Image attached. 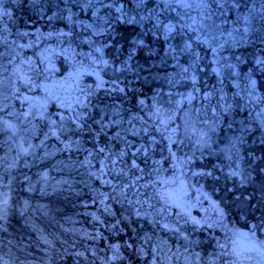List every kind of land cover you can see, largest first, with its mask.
Returning a JSON list of instances; mask_svg holds the SVG:
<instances>
[{
  "label": "trees",
  "instance_id": "trees-1",
  "mask_svg": "<svg viewBox=\"0 0 264 264\" xmlns=\"http://www.w3.org/2000/svg\"><path fill=\"white\" fill-rule=\"evenodd\" d=\"M1 6L7 14L0 18V72L18 74V83L33 73L36 82L53 76L45 93L61 98L37 120L34 157H18L1 125L0 187L12 204L1 220V264H161L163 250L195 239L169 229L187 228L177 207L189 218L191 204L201 202L195 189L185 194L183 179L194 188L205 179L217 206L201 200L220 208L236 231L252 224L264 230V0H2ZM52 47L55 54L42 64L39 53ZM157 105L171 119L168 132L194 105L193 118L212 129L206 145L214 153L223 147L224 160L184 154L191 141L182 136L178 172L166 174L172 161L166 144L157 149L165 153L161 169L133 167L137 148L128 144L137 137L120 130L118 118L133 115L145 134L159 124ZM77 114L82 118L74 122ZM116 159L124 176L110 165ZM173 172L182 187L165 193L156 182ZM192 239L193 250L225 261L216 239L198 245ZM177 256L180 262L192 254L179 249Z\"/></svg>",
  "mask_w": 264,
  "mask_h": 264
},
{
  "label": "rangeland",
  "instance_id": "rangeland-1",
  "mask_svg": "<svg viewBox=\"0 0 264 264\" xmlns=\"http://www.w3.org/2000/svg\"><path fill=\"white\" fill-rule=\"evenodd\" d=\"M0 9H2L1 4H0ZM1 16L2 15H0V18ZM244 21L245 20L243 19L242 22ZM55 51L56 49L54 47H52V51L50 50L43 52L41 51L39 53L41 63L45 64L46 61L50 60L51 56L55 54ZM48 52H51V54ZM31 63L34 64L33 61ZM31 70L32 68L26 69L28 75H29V71ZM17 76L18 74H14L12 72L5 74L4 70H1L0 72V128L1 125H3L4 129H6V131H9L11 133L13 139L12 143L16 151L19 153L18 157H21L23 155H30V157H34L36 155L37 147L35 145L33 137L36 132L37 120L41 118L44 112L46 113L47 107L51 101H55L56 104L59 106L61 102V98L59 96H56V98H54L53 96L50 97L49 96L50 93H48V95L45 93V86L48 85L52 86L54 85V82H56L53 79V76H49L50 80L45 83H43L45 81L44 79L38 80L36 82L34 79L35 73H33L31 77L30 75L25 76L22 79L21 83H18ZM38 90H41V93L36 94V91ZM15 92H17L19 96H16ZM38 97L41 99V103H42L41 106L39 103L40 101H38L39 99ZM25 98H27V100ZM36 98H37V102H36ZM153 102L158 103L156 101ZM179 103L180 102H176V105ZM189 108L193 109L194 105H190ZM189 108L185 112L184 111L182 112L179 121L176 122L177 128L172 129L171 132H168V130L166 129V124L164 125L165 121H167V124L171 123V119L169 116L166 115L164 111H162V107L158 105L156 106L155 111L156 110L159 111V113L157 114L159 119V124H155L154 125L155 128L154 129L150 128L148 132H146V130L143 129L146 132L145 134H142L140 132V130H142L140 125H138V129L136 128V123L133 120V115L128 117L127 119L118 118L117 123L118 126H120V130L125 129L127 135L129 134L131 136L137 137V141H135L136 143L128 144V146H134L137 149H140V151H136L134 154H132L136 158L134 159V161L137 167L141 166L142 170L145 169V167L151 170L161 169L165 161L164 158L165 153L163 152L159 153L157 149L161 145L166 144L170 147V152L172 153V159H171L172 161L168 162L167 165L168 171L166 172V174H168L169 171L171 170L178 172V169L180 168L181 165L178 164V162L176 161V156H177V150H179L180 148L179 146H182L181 143L182 136L185 139L191 141V144L189 146L187 147L182 146L186 149V151H184V154L189 152V153H196L198 155V153L209 152L211 155L214 154L223 157L220 159L224 160L223 147L221 149H218V152L214 153L211 148L209 149V147L211 146L206 145V143L210 139V137L208 138V135L210 134L212 129L209 126H204V124L206 123L198 122L197 119L193 118L190 112L191 109ZM149 124H154V122L149 121L147 122L146 125ZM122 125L123 127H121ZM165 130H167L169 136L165 135ZM0 134H1V129H0ZM130 142H132V140ZM153 142H155V144ZM0 145H1V140H0ZM231 147L232 146H230V148ZM228 148L229 147H227L226 149ZM130 156L131 154L128 155L129 159L132 158ZM125 160L123 162L126 164ZM112 161L110 162L111 167L113 169L117 167L120 176H124L125 169H123L124 167L121 166L120 160L119 159L114 160L116 162L115 165L112 164ZM102 166L105 169L107 167L105 163H102ZM0 167H1V154H0ZM238 168L239 169L235 172L236 177L238 179L243 180L241 167ZM201 170L196 169L194 172L196 175L200 176L204 174L202 173ZM173 173L174 175L172 177L163 176L156 182L157 184H160V187L162 186L160 190L164 189L165 193L166 191L168 193L169 190L177 191V189L182 187V183H179L180 178L178 177V174L175 172ZM127 176L130 177V173L127 174ZM183 181L185 182V185L187 187V191H185V194H189L190 193L189 191L192 190L194 191L195 189L197 192L196 195L201 202L199 204V201L196 199L194 202L196 201L197 202L191 204L192 205L191 214L192 213L195 214H192L193 216L189 218L187 217L186 214L187 210L185 209V207L178 205L179 207H177L176 209L177 218L182 219L186 223L187 228H179L177 225L172 224L171 226H169L170 231H174L175 229L177 230L176 232H178L181 231V229H183V231L181 232L186 235L195 234V239L191 238L192 240H194L195 245H198L199 243H203L204 241L208 240V237H212V239H216L217 245H215V247H217V249L223 250V252L224 249H222L220 245L225 244L228 246L230 250L232 241L236 239V235H235L236 233H251V231L253 230V225L255 224L250 225L249 226L250 228L246 230L242 229L240 231H236L235 226L232 225V222L227 221L225 219L226 216L220 208L214 207L213 205H211L212 208L205 206L206 204L204 201L201 200V198H204L206 200H211L212 202L214 199V196L211 194L210 191L212 188L206 186L205 179H203V184L197 188H194L191 184L188 185L189 182L186 181V179H183ZM11 207L12 204H11L10 194L8 192H3L0 187V230H1V220L2 219L5 220L6 218H8L11 212ZM27 207H30V204ZM193 221H199V223H194ZM255 226H256L255 238L258 241H264V230L260 229L257 225ZM184 234L182 238H185ZM191 239L187 238L186 243H184L183 245L180 244L181 247H178L179 241L173 243L172 247H169L170 248L169 253L165 252L166 250H163L161 253L162 255L161 264H217L220 262L219 258H214V257L211 258L212 256L210 257L209 255L206 256L205 253L201 254V250L198 249L196 251L193 250L195 248H192V244L190 243ZM176 248L177 250L179 249L189 250L192 254L191 258L183 259L180 262H178L177 259L178 256L175 259H172L177 251ZM220 255L222 259L225 260L223 263L220 262V264H229L228 256L222 254ZM0 264H1V244H0ZM245 264H248V262H245ZM251 264H255V261H252Z\"/></svg>",
  "mask_w": 264,
  "mask_h": 264
},
{
  "label": "snow or ice",
  "instance_id": "snow-or-ice-1",
  "mask_svg": "<svg viewBox=\"0 0 264 264\" xmlns=\"http://www.w3.org/2000/svg\"><path fill=\"white\" fill-rule=\"evenodd\" d=\"M104 0H85V4L92 5L95 3L103 4ZM139 2H143V0H139ZM0 4H2V0H0ZM109 6V5H104ZM117 11H120L119 8H117ZM7 13L3 12L2 9H0V15H5ZM90 27V25H89ZM187 71V70H185ZM23 79V76L21 77ZM255 82L253 81V84ZM120 91H123V89H120ZM27 100V98H25ZM77 103L79 104L80 101L78 100ZM83 106V105H82ZM82 116L80 114H77V116L74 119V122L81 119ZM61 120H63V116H61ZM53 124H55V121H52ZM53 135H55V132H53ZM101 152L104 151L103 148L100 149ZM137 151H140V149H137ZM123 153H121V156ZM115 161H112V164L115 165ZM133 167H137L135 164V161H133ZM115 171V169H113ZM101 172H103V167L101 168ZM118 174V173H117ZM106 183H111V181H106ZM115 187H113V191H115ZM121 194H124V189H121ZM172 197L169 195L168 199H171ZM104 199H107L105 197ZM103 202V201H102ZM178 206V205H177ZM137 215H139V211H137ZM194 223H199V221H193ZM167 227V225H165ZM264 227V225H262ZM255 229L256 226L253 225V230L251 233H236V239L232 241L231 248L229 250L228 246L225 244H221L220 247L224 249V252L222 255L232 257V260L230 261V264H245V262H248V264H251L252 261H255V264H264V241H258L255 238ZM117 251L119 249V246H115Z\"/></svg>",
  "mask_w": 264,
  "mask_h": 264
}]
</instances>
